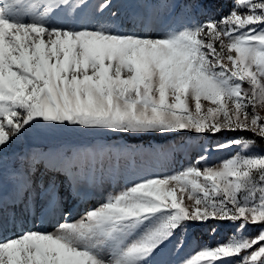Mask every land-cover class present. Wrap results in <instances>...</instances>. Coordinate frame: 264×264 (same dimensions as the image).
I'll use <instances>...</instances> for the list:
<instances>
[{
    "label": "snow or ice",
    "instance_id": "obj_1",
    "mask_svg": "<svg viewBox=\"0 0 264 264\" xmlns=\"http://www.w3.org/2000/svg\"><path fill=\"white\" fill-rule=\"evenodd\" d=\"M213 2L165 7L207 14ZM231 2L219 20L193 16L177 27L133 16L127 29L112 0H0V264H154L172 240L178 255L190 227L210 221L235 230L178 264H264V154L252 151L264 140V0ZM89 7L107 18L78 21ZM155 24L162 34L149 35ZM56 128L191 133L202 142L181 144L190 162L179 170L132 181L72 219L91 194L82 187L103 176L104 149H34L10 175L2 170L10 144ZM237 131L252 136L209 139ZM233 147L239 151L209 163L213 148ZM37 202L33 223L25 217L35 219ZM9 225L18 232L5 237ZM250 226L259 228L255 237L245 235Z\"/></svg>",
    "mask_w": 264,
    "mask_h": 264
},
{
    "label": "rangeland",
    "instance_id": "obj_2",
    "mask_svg": "<svg viewBox=\"0 0 264 264\" xmlns=\"http://www.w3.org/2000/svg\"><path fill=\"white\" fill-rule=\"evenodd\" d=\"M98 0H88L91 5ZM173 2V0H112L110 11L118 13L119 19L127 29H132L133 25L129 22L133 16H141L145 19L152 18L153 20H163L169 25L181 26L191 21L194 16L198 21H206L209 19L219 20L222 16L228 14L233 7L231 0H219L205 5L208 9L207 14H200L198 11L181 14V7L178 6L174 12H171L165 5ZM183 3V0H181ZM78 21L101 20L107 18V13L104 17H99L94 14V9L83 8L78 10ZM160 25L155 24V30L150 31L149 35L162 34ZM251 137L252 134L244 132H225L217 134L209 139L213 142L224 141L233 137ZM31 134L21 138L9 145L4 152L5 159L2 162V170L6 176L10 175L14 168L20 167L18 157L24 156L34 149L44 151L57 150L65 152L69 155L79 154L84 156L88 153L97 152L100 149L105 150L104 173L101 177L97 176L96 186L89 188L82 187L81 191L88 194V202L79 205V212L72 217L77 219L79 215L89 209L95 208L104 202L105 196L109 192L118 191L126 184L132 181H138L141 178H146L154 174L161 176L170 174L179 170L182 166L188 164L189 153L184 151L181 144L188 146H198L202 141L198 135L191 133L172 134L167 136L152 135L141 137H130L125 135H104L97 132L85 130L77 139H61L57 137H49L42 135L41 139L36 143H30ZM126 138H135L134 140H126ZM138 139V141H137ZM207 144L208 141L204 140ZM264 143V140H263ZM239 151L238 147H233L229 150L211 151L210 164L218 163L219 161L231 156ZM264 154V146L259 145L258 148L252 150ZM191 158H195L198 153L191 151ZM7 190L11 191L10 181L6 183ZM62 195H67L62 189ZM71 199V198H69ZM72 203H76L72 201ZM19 218L20 210L16 209ZM40 204L37 202L36 217L33 220L31 217H25L33 223H39ZM7 221V217H5ZM30 226V225H26ZM215 227L217 231L212 234L210 229ZM51 230V228H49ZM235 225L227 221H210L205 224H197L190 227L185 238V245L182 251L175 254V245L177 240L174 239L167 244L160 253L154 257V264H178V261L188 256L190 253L198 250L201 246L208 244L215 246L218 242L226 241L234 232ZM18 229H13L9 225L8 230H5L3 236L8 237L16 234ZM259 232L256 226H250L245 235L255 237ZM181 234L178 233V238ZM229 264H232L229 261Z\"/></svg>",
    "mask_w": 264,
    "mask_h": 264
},
{
    "label": "trees",
    "instance_id": "obj_3",
    "mask_svg": "<svg viewBox=\"0 0 264 264\" xmlns=\"http://www.w3.org/2000/svg\"><path fill=\"white\" fill-rule=\"evenodd\" d=\"M85 130L84 129H78V128H56V129H47V130H40L31 133L30 137V143H36L41 139L42 135L49 136V137H57L65 140L69 139H77L79 138L82 134H84ZM244 133H249V132H244ZM135 138H126V140H134ZM138 141V139H137ZM258 145H263V140L257 139Z\"/></svg>",
    "mask_w": 264,
    "mask_h": 264
}]
</instances>
